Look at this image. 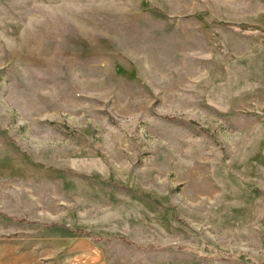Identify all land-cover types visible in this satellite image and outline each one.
Segmentation results:
<instances>
[{"label":"rangeland","instance_id":"374dc122","mask_svg":"<svg viewBox=\"0 0 264 264\" xmlns=\"http://www.w3.org/2000/svg\"><path fill=\"white\" fill-rule=\"evenodd\" d=\"M88 238L264 264V0H0V264Z\"/></svg>","mask_w":264,"mask_h":264},{"label":"crops","instance_id":"0c3cea01","mask_svg":"<svg viewBox=\"0 0 264 264\" xmlns=\"http://www.w3.org/2000/svg\"><path fill=\"white\" fill-rule=\"evenodd\" d=\"M72 239L55 264H104L100 248L91 239ZM85 240V241H84Z\"/></svg>","mask_w":264,"mask_h":264},{"label":"trees","instance_id":"16d2710c","mask_svg":"<svg viewBox=\"0 0 264 264\" xmlns=\"http://www.w3.org/2000/svg\"><path fill=\"white\" fill-rule=\"evenodd\" d=\"M74 232L76 231V230H73Z\"/></svg>","mask_w":264,"mask_h":264}]
</instances>
